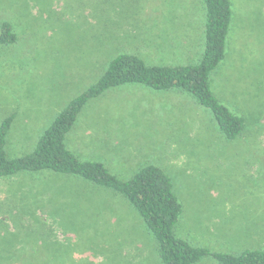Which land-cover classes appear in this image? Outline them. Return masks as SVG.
Returning a JSON list of instances; mask_svg holds the SVG:
<instances>
[{
	"label": "rangeland",
	"instance_id": "obj_1",
	"mask_svg": "<svg viewBox=\"0 0 264 264\" xmlns=\"http://www.w3.org/2000/svg\"><path fill=\"white\" fill-rule=\"evenodd\" d=\"M231 1L226 53L210 86L243 118L240 137L226 140L187 93L128 84L90 99L65 141L120 180L160 168L182 206L176 236L239 254L264 251V0ZM205 20L203 0H0V27L9 24L17 38L0 44V124L14 114L7 156L31 153L118 55L148 66L197 65ZM30 254L67 264H161L125 198L45 171L0 178V261Z\"/></svg>",
	"mask_w": 264,
	"mask_h": 264
},
{
	"label": "trees",
	"instance_id": "obj_2",
	"mask_svg": "<svg viewBox=\"0 0 264 264\" xmlns=\"http://www.w3.org/2000/svg\"><path fill=\"white\" fill-rule=\"evenodd\" d=\"M206 11L204 45L197 65L148 66L136 56L121 54L108 64L97 81L73 99L43 132L36 147L27 155L9 158L5 151L6 138L14 114L0 124V178L17 173L51 172L79 178L108 188L122 196L142 219L147 231L157 243L161 264H195L211 257L218 264H264V251L247 249L239 254L211 252L197 247L175 234L182 213L169 175L149 165L139 169L124 181L112 175L102 163L82 161L66 145V134L72 128L84 105L111 88L140 84L153 90L176 89L191 95L209 110L217 128L226 140L240 137L244 120L224 107L213 95L210 86L212 71L224 59L230 27L234 20L231 0H203ZM9 38V39H7ZM9 24L0 27V44L15 41ZM33 249L34 246L32 247ZM31 248V250H32ZM2 264V261H0ZM4 264H67L64 259L22 255L7 259Z\"/></svg>",
	"mask_w": 264,
	"mask_h": 264
},
{
	"label": "crops",
	"instance_id": "obj_3",
	"mask_svg": "<svg viewBox=\"0 0 264 264\" xmlns=\"http://www.w3.org/2000/svg\"><path fill=\"white\" fill-rule=\"evenodd\" d=\"M67 145V144H66ZM68 148V147H67Z\"/></svg>",
	"mask_w": 264,
	"mask_h": 264
}]
</instances>
